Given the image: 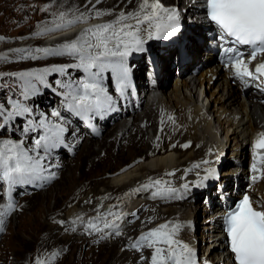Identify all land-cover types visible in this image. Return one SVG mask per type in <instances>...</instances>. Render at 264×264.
<instances>
[{"label": "bare ground", "instance_id": "1", "mask_svg": "<svg viewBox=\"0 0 264 264\" xmlns=\"http://www.w3.org/2000/svg\"><path fill=\"white\" fill-rule=\"evenodd\" d=\"M80 1H64L63 9L69 13V17L79 9L77 7ZM124 1L101 0V3L97 4L96 0H85L79 12L87 13L95 5L96 9L111 11L112 14L95 18L90 22L79 23L53 34L48 40L46 39L45 47L53 48L68 38L75 39L84 29L112 21L122 11L125 13L136 12L142 2V0H138L133 9H130L131 3L123 5V7L121 6L122 11L115 12V8L122 5ZM185 1L179 0L178 4L185 9L179 23L182 26L180 31H185L187 40L189 43L192 42L191 45L188 44L187 51L194 61L203 56V53L200 47L202 45L195 43L193 36L201 32L204 25L201 23L200 12L196 11L199 6L198 0H194L191 5L190 3L185 4ZM36 2V0H13L12 4L17 3L20 7L32 6ZM160 3L169 7L174 4V0H160ZM8 16L20 19L45 18L43 12L35 15L30 9L21 10L19 13L10 12ZM28 47L22 46L20 49L29 50ZM156 49H158L157 46L146 49L144 52L133 53L137 58L134 60L135 64L131 65V70L135 74L136 86L139 89H144L147 82L138 74V70L142 68L139 63L150 50L154 52ZM142 54L144 55L140 57ZM158 58L162 62L160 77L155 79V90L158 92L153 94L150 104L147 103L142 108L140 103L136 107L126 101V110L131 111L130 114L120 118L124 113L123 107H120L119 112L111 116L104 126L101 124L102 128L97 135L87 133L82 136L83 134H79L77 131V125L72 122V126L68 125L69 130L66 132L68 140H71L74 135H77L78 138L76 142H65V145L72 147L69 148L72 150L69 155L76 154L77 158L70 162L67 159H71V157L66 158L58 164H54L55 153L52 152L44 161L47 169L45 175L52 177L46 182L41 181L42 186L47 187V190L27 193L28 196L22 202L14 205L15 217L12 213L4 217V236L0 241V264L22 263L23 260L18 258L20 248L21 246L29 247L31 244H35L36 255L42 259V250L38 249L36 242L40 231L43 230L48 236L55 234L56 237H53L56 244L71 250V255L76 254L77 257L81 256L80 252L84 244L92 246V241L99 239L101 246L109 244L111 264H113L112 262L115 264H149L151 250L144 248L142 251H136L130 248V244L142 233L164 223L180 225L176 239L187 244L194 252L201 247V256L197 258L198 264H202L200 263L202 258L211 264H214V261L218 262L221 248L220 235L217 231L219 222L212 220L213 215L221 211L223 204L220 201V194L213 195L215 191V186L211 185L213 178L209 177L207 184L203 187L204 194L207 195L204 197L207 198L203 200L202 210L210 212L215 208L219 207V209L207 215L201 221L203 226L200 227L192 221L196 220L198 214L200 215L195 207V202L198 199L197 194L203 192V189L187 191L183 186L188 185L191 177H198L201 172L213 167L221 171L217 184L219 183L218 186L222 184L223 194L228 193L229 196H232L235 183L240 190L244 189L242 181L245 172L244 164L248 158V146L258 132L264 131V104L261 103L263 97L253 94L251 91L241 90L240 85L234 84L228 77L227 70L219 68L205 57L199 60L206 64L205 67L189 82L178 78L192 63L183 66L181 75H174V68L165 67L164 55L158 56ZM60 61L71 62L67 59ZM55 62L56 60L52 64ZM174 64H176L175 68H178L177 62ZM148 68L147 66V70ZM172 75L176 80L173 87L168 89ZM64 76L66 75H61L62 81ZM68 77L76 78L75 81L80 78L73 74H69ZM200 95L209 102L208 114L204 113L202 104L201 106L197 105L196 100ZM35 108L37 112L44 109ZM48 108L47 110L45 108L46 115L50 113L49 110L54 109L49 108L48 110ZM139 108L143 109L141 113L137 111ZM132 113L135 114H133L130 124L129 118ZM47 117H51V120L55 118L52 114ZM126 118L128 119L126 120ZM56 120L60 122L63 119L56 117ZM106 127L107 135L102 143L95 142L97 136ZM219 130L221 135L218 136ZM21 136L16 141L23 139L26 148L33 145L29 133L26 136ZM108 144L111 147L110 151L102 159L101 165L95 166V160L105 153ZM184 144H188L189 147H181ZM94 145H96V149L93 148ZM78 147L81 148L79 153L76 152ZM66 149L68 148L62 149L61 152ZM222 158L224 160H221ZM89 164L94 167L90 169ZM194 165L200 166L194 167ZM233 169L238 170V173L233 175L230 172ZM167 173H173V175H167ZM157 179L170 182L165 186H170L176 191L167 196L154 197L152 193L156 191L155 187L141 188L150 180ZM4 192L5 190H2L3 198L6 196ZM13 192L16 194L19 190L15 189ZM251 192L254 201H264V180L251 189ZM117 194L120 196L116 197ZM11 196L9 195L4 202L0 203V211L4 210V206L8 204L9 199L11 200ZM146 200L148 202L143 203ZM97 202L104 204L102 211L98 208ZM123 202H126L125 208H122ZM157 206H161V208L158 209ZM147 207H149L148 211L145 209ZM109 211L119 214L121 218L114 220V216L107 215ZM145 211H147L145 214L147 217L143 218L142 215ZM138 213L139 215H137ZM98 214L101 218L96 221L94 218ZM77 217H82L83 223L78 221ZM137 217L138 219L142 217V221H134ZM41 218L44 221L41 222ZM105 219L119 224L121 234L115 235L114 229H103ZM89 220H93L103 231L86 230L85 225ZM73 221L76 223L74 224ZM80 225L82 228L79 227ZM73 228L75 231L72 230ZM198 233L200 236L196 237L195 235ZM78 235L83 236L77 238ZM102 235L103 239H101ZM196 241H202L205 245L202 244V247L196 244ZM94 249L96 250V248ZM87 254L83 257V259L87 258L86 262ZM141 256L144 259H141ZM32 262L34 263V260Z\"/></svg>", "mask_w": 264, "mask_h": 264}, {"label": "snow or ice", "instance_id": "2", "mask_svg": "<svg viewBox=\"0 0 264 264\" xmlns=\"http://www.w3.org/2000/svg\"><path fill=\"white\" fill-rule=\"evenodd\" d=\"M101 3V0H96ZM208 19L215 24L220 33V38L232 47L224 49L228 64L234 70L235 76L248 86L249 81H257L256 87L264 92V62L255 65L254 70L249 68L259 54H264V0H206ZM45 5L42 11H47ZM136 12H120L114 20L103 24L92 25L84 29L75 39L57 45L53 48H38L37 54L21 56V59H41L53 55H67L77 62L72 65H53L50 68L22 71L12 73L11 76L19 82L20 95L23 100L37 94V84L48 87L46 77L51 73L64 75L68 68L79 69L83 72L80 80L58 82L63 92V103L71 114L88 120L92 116L102 115L113 107V97L109 94L104 84V74L111 73L115 82V91L124 97L126 89L131 86L128 58L133 53L144 52L148 40H167L180 31L179 12L175 8H167L160 0H142ZM77 9L69 18V13L61 11L54 17L53 27L47 32L64 30L77 23H86L91 18H100L111 15V11L99 10L93 5L87 13ZM237 46H246L250 49L248 59ZM4 74H0L2 76ZM247 78V79H246ZM11 110H6L0 104V129L9 125L17 117L32 114V109L20 100H9ZM52 116L61 118V113L53 111ZM169 119H172L169 117ZM42 130L41 134L33 138V145L26 148L24 140H0V181L8 186L10 192L14 185L30 184L37 181H47L51 176H46L44 161L51 154V150L64 143L66 128L61 123L47 120L43 115L39 121L29 119L23 129V135ZM159 139V137H158ZM187 148L188 144L181 145ZM43 151V155L40 154ZM253 163L251 170L254 173L253 183L264 179V131L257 133L252 142ZM207 163V161H204ZM200 165H194L199 167ZM203 177L207 180L214 174L213 169L206 170ZM173 175V173H167ZM202 184V181L199 182ZM168 181L160 179L150 180L142 189L155 187L154 197L167 196L176 190ZM183 187L187 188L188 185ZM14 210V205L9 202L0 211V232L4 230V217ZM107 215L119 220V214L111 211ZM100 215L94 218L100 220ZM77 220L83 223L82 217ZM75 224L76 221H73ZM225 230L227 232L230 251L234 256L235 264H264V201H254L249 195L236 203L235 208L228 211L225 217ZM180 225L169 223L160 224L158 227L142 233L130 244V248L142 251L144 248L151 250L149 264H196L195 253L187 244L176 239ZM86 230L102 232L103 229H114L115 235H120L119 224L105 219L103 229L93 220L85 225ZM75 231V228L72 229ZM104 236H101L103 239ZM57 253H53L49 260L37 259L35 264H51ZM141 259H144L141 256Z\"/></svg>", "mask_w": 264, "mask_h": 264}, {"label": "rangeland", "instance_id": "3", "mask_svg": "<svg viewBox=\"0 0 264 264\" xmlns=\"http://www.w3.org/2000/svg\"><path fill=\"white\" fill-rule=\"evenodd\" d=\"M12 1L13 0H0V49H1L0 50V54H1L0 55V74H4V75L0 76V104H3L6 110H11V105L9 104V100L10 99L11 100H20L22 103H24L26 106H28L32 109V114L30 116L26 115L24 117H17L14 121H10L9 125H6L5 128L0 129V140L12 139V140L16 141L18 138H21L22 137L21 135H23V129L27 126V121L29 119H31L33 121H37L38 118H41V113L47 120L55 122V123L63 124V126L67 129L66 130V132H67L69 130L68 125L72 126L71 122L65 118H62L63 120L59 122L58 120H56V117L53 120H51V117H47V116L52 114V112L55 110L50 108L51 110H53V111H50L48 107H52L54 100L58 97L57 93L60 92L61 90H63V88L60 87V84L58 82H65L66 83L71 79L73 81H75L74 79H76V78L73 79V77H72L70 79L68 76H69V74H71V75L73 74V76L75 75V77H76L77 75H79V69L68 68L67 73L64 74L66 76H64L63 81H62V77H61L60 73H51L50 75H48L46 77L48 87H44L43 85L37 84V88L39 89V91L37 92L36 95L30 96L29 99L26 101L23 100L22 96L20 95L21 88L19 86V82L15 79V77L10 75L12 73H18V72H22V71H30V70H34V69L39 70V69H44V68H50L53 65H72V64H75L77 62L75 59H73L67 55H63V56L53 55V56H48V57H44L41 59H35V60L30 59V58H27V59H21L20 58L21 56L29 55V52H31V54H34V55L37 54V53H35V50L38 48H46L45 47L46 42L51 35L62 32L68 28H71V27H68L64 30L53 31V32H47L46 31V29L54 26L53 20H54L55 16H58V14L61 11L66 12V9H63L65 0H36L37 2L34 3L32 6L30 5V6H20V7H18L17 3L12 4ZM84 1L85 0L80 1V3L78 4V7H77V8H79L78 10L82 9V7L84 5ZM110 3H111V1H110ZM129 3H131L130 9H133L137 5L138 0H125L122 3V5L115 8L114 11L115 12L122 11L121 8L123 7V5L129 4ZM178 4H179V1H178ZM45 5H49V8L47 11H42L41 9L44 8ZM173 5L174 4H171L167 8H175V7H173ZM183 8L184 7L183 6L181 7V5L177 8H175L179 12V17H180L179 23L181 21V15L183 13V10H185ZM26 9H30L31 11H33L35 13V15L39 14L40 12H43L45 15V18L38 19L36 17H32V18L20 19V18H12V17L8 16V13H10V12L19 13L21 10H26ZM69 18H71V17H69ZM94 19L95 18H91L87 22H90ZM77 24H79V23H77ZM77 24H75V25H77ZM71 40H73V37L68 38V39L64 40L63 42L56 44L54 47H56L59 44L65 43V42H69ZM42 45H44V46L42 47ZM22 46L23 47L29 46L28 49L29 48L30 49L29 50L20 49ZM145 46H146L145 49L148 50L150 48H154L156 46V44H150L147 42L145 44ZM143 55L144 54L140 55V57H142ZM63 59L64 60L67 59L68 61H71V62L63 63L62 61H60ZM54 60H56V62L54 64H52L54 62ZM169 61L170 60H167V62H166L167 64L165 63V67L169 66V63H170ZM141 65H143V66L145 65V67L143 68V66H142V68H140L138 70V74H139L140 78H143L144 80L147 81L146 73H145V71L147 70V62L144 58L140 61V66ZM149 70L150 69H148L147 71H149ZM174 75H176V70H175ZM174 78H175V76L173 77V75H172V77L170 78V86L168 85V89L173 87V83L175 81ZM137 92L141 93V90L138 89ZM52 97H54V98H52ZM140 97H142V96H140ZM138 98H139V96H138ZM139 99H140V102L142 104V108L145 107L147 105V98L144 97V98H139ZM36 102H37V104H36ZM35 107H37L38 109H40V108H44V109L41 110L40 112H37V109ZM45 108H46V110L48 108V110L50 112V113H48V115L45 114L46 113ZM142 108H139V110H137V111L139 113H141L143 110ZM123 110H124V113L120 118H123L124 116H128V114H130V112H131V111H127L126 108L124 109V107H123ZM133 114H135V113H132L130 118L128 117L130 124H131L132 119H133ZM128 118H126V120ZM2 122L3 121L0 120V123H2ZM110 126H111V123H110ZM38 130H39V133L41 134L42 130H40V129H38ZM106 130H107V127L102 133H100L97 136V138L95 139L96 140L95 142L102 143V140L107 135ZM66 132L64 133V142H67V141L76 142V140L78 138V137H76L77 135L72 136V139L68 140V136L66 135ZM35 133H29V137H31V140H33V138L37 137L38 136L37 134H39L37 132H35ZM82 136H84V135H82ZM31 143L33 144V141ZM109 144L107 145V149L105 150V153L95 160V163H96L95 166L101 165L102 159L110 151L111 147L109 146ZM74 145H75V143L73 144V146ZM66 146L69 148L71 147L67 144H66ZM59 147H62V146L60 145ZM93 148L96 149V145H94ZM68 149H66V151H64L66 154L63 151L61 152V150L58 152H55V154L53 156V163L58 164V162H61L62 160H65L66 158H70V157H71V159H67V160H69V162L72 159H76L77 158V156L75 157L76 154H73L72 156H70L69 155L70 152L68 151ZM77 150L78 151H76V152L79 153V151H81V148L78 147ZM40 153H43V152L40 151ZM89 167H90V169H92V167H94V166L89 164ZM210 169H215V168L210 167ZM59 170H62V169H59ZM205 172H206V170L204 172H201L200 173L201 175H199L198 177L197 176L191 177V179L188 181V187L185 188L187 191H195L197 189H203V192H201L202 194L201 193L197 194L198 199L195 202V207L197 208V211H198V213H200V215L198 214V217L196 218V220L192 221L195 225H198L199 227L203 226L201 221L207 215H209L210 213L219 209V207H218V208H215V210H211L210 212H205L202 210V206L204 205L203 200H205L207 198V197H204L207 195L204 194L205 189L203 188L207 184V181H208V179L207 180L203 179V177L207 174ZM230 172L233 175H235L238 173V170L233 169ZM200 181H202V184L199 183ZM3 187H4V185L3 184L1 185V182H0V203L4 202V200H5L2 197V190H4ZM44 190H47V187H45V188L41 187L39 190H36V191L45 192ZM10 195H12L11 201H12L13 205L18 204L19 202H22L25 199V197L28 196L27 193H25V192L24 193L18 192L15 194V192H13V191ZM119 196H120L119 194L116 195V197H119ZM144 202H148V201L146 200V201H143V203ZM99 203L100 202H97V206L102 211V209L104 208V204H101V203L99 204ZM125 206H126V202H123L122 208H125ZM199 206H200V208H199ZM148 208L149 207H147L145 209L147 210ZM156 208L159 209V208H161V206H157ZM147 211H145L143 213V215H142L143 218L147 217V215H145L147 213ZM11 213L13 214V217H15L16 213L14 211ZM137 215H139V213ZM142 217L140 219H138V217H137L136 220H134V221H138V220L142 221V219H143ZM42 221H44L43 218H41V222ZM79 227L82 228L81 225ZM3 232H4V230L2 232H0L2 234V235L0 234L1 235L0 241H2L1 237L4 236ZM53 236H55V234H52V236H48L46 234V231H44V230L42 232L40 231L39 237L37 238V242H36L38 244V245H36L38 247V249L42 250L41 251L42 254L41 253L40 254L43 256V258H42L43 260L47 261L52 257L53 253H55V252L57 253L55 258L51 259V262H54L58 258L61 261L57 260V261H55L57 263L54 262L51 264H74V263L75 264H111L112 260H110L111 258H110L109 244L101 246V242H99L100 241L99 239L93 240L92 246H89L88 244H84L82 247V251L80 252L81 256L77 257L76 254L71 255L72 254L71 250H67V248H64L61 245L58 246V244H56V240H54ZM82 236L78 235L77 238H80ZM195 236L199 237L200 235L198 233ZM201 242L202 241H196V244H199L200 246L203 247L202 244L205 245V243H203V242L201 243ZM31 245H34V246H31ZM31 245L29 247L28 246H21L18 258L22 259L23 262L22 263L20 262L19 264H31V263L35 264L36 260L40 259V258H38V255H36L37 250H35V248H36L35 244H31ZM52 246H53V249H52ZM54 246L56 249L54 248ZM94 248H96V250ZM48 249H49V251H48ZM88 249H89V253L87 254ZM103 249H105V250H103ZM199 251H200V253H199ZM194 253H195L196 258L201 256V247H200V249H196V252H194ZM86 254L88 257L87 262H86L87 258L83 259V257ZM33 260H34V263L32 262ZM89 260H90V262H89ZM112 263L115 264L114 262H112Z\"/></svg>", "mask_w": 264, "mask_h": 264}]
</instances>
